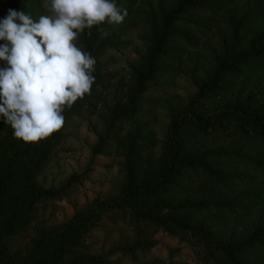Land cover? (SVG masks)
I'll use <instances>...</instances> for the list:
<instances>
[{
  "label": "trees",
  "instance_id": "16d2710c",
  "mask_svg": "<svg viewBox=\"0 0 264 264\" xmlns=\"http://www.w3.org/2000/svg\"><path fill=\"white\" fill-rule=\"evenodd\" d=\"M113 2L126 10L123 22L86 28L75 41L95 59L94 82L65 107L63 127L25 143L0 117V264H122L158 247L172 256L188 248L195 264H264V0ZM9 9L34 20L44 10L39 0H0V19ZM134 18L145 45L122 75L107 56L111 32ZM173 72L192 92L169 106L161 139L141 117L157 106L152 85ZM100 110L107 123L93 150L119 151L121 189L59 222L47 210L69 185L45 186L38 173L70 121ZM103 222L130 227L132 242L95 251L88 240Z\"/></svg>",
  "mask_w": 264,
  "mask_h": 264
},
{
  "label": "clouds",
  "instance_id": "9594fccd",
  "mask_svg": "<svg viewBox=\"0 0 264 264\" xmlns=\"http://www.w3.org/2000/svg\"><path fill=\"white\" fill-rule=\"evenodd\" d=\"M34 20L9 9L0 19V117L15 138L38 143L64 125L63 111L90 93L95 59L75 43L86 28L119 24L113 0H44Z\"/></svg>",
  "mask_w": 264,
  "mask_h": 264
},
{
  "label": "rangeland",
  "instance_id": "374dc122",
  "mask_svg": "<svg viewBox=\"0 0 264 264\" xmlns=\"http://www.w3.org/2000/svg\"><path fill=\"white\" fill-rule=\"evenodd\" d=\"M44 5V0H39ZM44 8V6H43ZM48 12L44 8L42 15ZM133 20V19H132ZM135 25L129 22L112 30L113 47L107 56L113 62V70L119 74L128 73L129 64L137 59L145 45V27L138 18ZM148 98L157 106L148 109L141 119L153 120V130L159 138L165 136L169 121V106L185 103L192 92L189 80L184 74L173 72L162 77L152 85ZM105 110L96 114H82L70 121L67 135L55 148L47 165L38 173V180L45 186L67 187L66 195L53 201L46 216L59 222L69 220L76 210L84 209L99 194L115 195L123 182V158L119 151L108 147L103 153L95 154L93 147L98 136L106 127ZM133 240L132 229L121 224L101 223L90 235L89 242L94 244L97 252H107L112 247L130 244ZM118 255H113L115 259ZM122 264H195L188 248L180 254L170 255L165 247H158L137 253L136 261L129 256L122 258Z\"/></svg>",
  "mask_w": 264,
  "mask_h": 264
}]
</instances>
